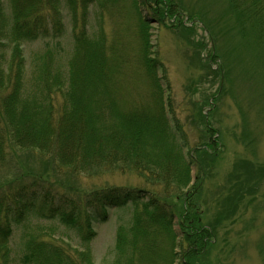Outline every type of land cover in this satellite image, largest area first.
Listing matches in <instances>:
<instances>
[{
	"label": "trees",
	"instance_id": "16d2710c",
	"mask_svg": "<svg viewBox=\"0 0 264 264\" xmlns=\"http://www.w3.org/2000/svg\"><path fill=\"white\" fill-rule=\"evenodd\" d=\"M7 1L10 16L5 0H0V166L8 158V146L15 145L52 152L60 165L80 173L129 170L151 188L113 187L68 195L38 178L27 186L8 181L0 187V264L14 260L8 245L14 232L12 215L44 213L70 226L87 244L96 236L94 222H107L111 210L122 209H131L133 223L117 232L109 264H202L207 248L216 247L219 231L227 228L223 223L232 218L233 223L241 208L252 206V199L246 198L261 186L264 167L248 172L239 164L247 180L233 185L231 198L222 205L216 199L223 211L214 224L205 222L203 184L190 185L194 168L201 173L214 165L216 130L200 111L187 116V124L180 117L166 67L150 42L154 21L141 13L150 1L130 0L139 14L137 54L130 39L123 41L128 36L121 30L109 34L101 27L90 35L88 7L98 0ZM229 2L242 13L243 30L253 31L257 47L264 48V0ZM153 5L157 16L180 14L171 0H154ZM63 9L72 15L73 29L65 67L48 48L36 55L28 74L23 44L62 37ZM198 121L204 131L196 126ZM192 126L205 132L193 146ZM24 249L23 264H97L90 250L70 252L35 236L25 240Z\"/></svg>",
	"mask_w": 264,
	"mask_h": 264
},
{
	"label": "rangeland",
	"instance_id": "374dc122",
	"mask_svg": "<svg viewBox=\"0 0 264 264\" xmlns=\"http://www.w3.org/2000/svg\"><path fill=\"white\" fill-rule=\"evenodd\" d=\"M139 1H150L147 3L150 6L141 13L154 21L150 23V42L155 57L166 67L180 117L187 124L186 117L200 111L216 130L217 148L210 153L215 154L214 165L204 167L201 173L194 168L190 185L202 182L204 219L214 224L223 211L221 202L234 192L232 186L247 180L245 169L249 172L252 167H264V48L257 47L253 31L243 30L242 13L229 0H171L180 14L164 18L155 14L154 0ZM5 5L10 16L7 0ZM88 8L90 35L101 27L109 34L121 30L128 36L123 41L130 39L133 54H137L139 14L130 0H98ZM68 11L62 10L66 31L58 40L23 44L28 74L36 55L48 48L54 51L59 66L65 67L73 48L72 15ZM196 126L204 131L201 122H196ZM190 128L193 146L205 132ZM8 147V158L0 166V187L10 180L27 186L38 178L55 184L68 195L113 187L151 188L129 170L96 169L80 173L60 165L52 152ZM239 164L245 169H240ZM235 174L236 179L229 182ZM251 183L255 186V180ZM260 185L246 198V202L252 199V206L241 208L233 216V223V218L223 223L227 228L219 231L216 247L207 248L202 264H264V180ZM216 199H221V205ZM110 213L109 221L94 222L96 236L87 244L80 241L70 226L48 219L44 213H24L22 218L12 215L14 232L8 239L12 264H23L24 243L31 236L48 239L70 252L90 250L97 264L111 263L117 232L129 229L133 222L131 209Z\"/></svg>",
	"mask_w": 264,
	"mask_h": 264
}]
</instances>
